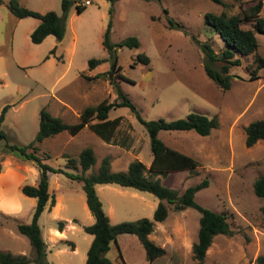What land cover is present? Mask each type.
I'll list each match as a JSON object with an SVG mask.
<instances>
[{
	"label": "rangeland",
	"instance_id": "rangeland-1",
	"mask_svg": "<svg viewBox=\"0 0 264 264\" xmlns=\"http://www.w3.org/2000/svg\"><path fill=\"white\" fill-rule=\"evenodd\" d=\"M22 6L41 12L55 10L64 15L62 0H17ZM71 0L65 18V31L59 40L47 34L41 41L31 39L39 18L17 17L0 3V112L8 105L1 127L6 138L0 140V250L32 256L34 248L28 237L17 230V222H29L36 198L24 194L21 185L36 184V165L9 151L5 143L27 144L35 138L40 108L67 122H76L87 104L112 100L116 90L104 76H94L111 66L104 47L103 33L112 21L110 38L118 41L128 35L139 38L138 46H117V62L128 78L115 77L122 90L146 118L167 119L185 116L190 111L217 115L219 124L208 134L194 129H161L159 137L169 146L193 156L197 165L158 176L179 192L190 184L207 178L195 200L203 206L225 213L232 234L218 233L206 250L203 264H259L264 255V196L254 191L255 179L264 174V138L245 144L244 128L264 116V66L252 78L250 67L258 63L254 53L240 55L241 63L232 65L231 85L223 89L205 72L204 53L196 42H208L216 51L224 40L204 19L209 12L239 13L257 0ZM84 4L77 11L76 4ZM112 6V10H110ZM259 14L264 17V0ZM169 19L181 26H171ZM243 27L253 28L243 20ZM257 50L264 57V33L255 31ZM54 48L52 52L50 50ZM139 52L150 56L149 63L135 61ZM103 58L94 67L88 59ZM121 115L113 142L101 139L88 125L72 135L61 131L38 143L37 153L54 166H66L65 153L74 157L87 145L93 147L96 170L101 158L110 155L112 170L126 169L137 158L148 167L152 152L143 123L128 106H115L110 116ZM92 121H95L93 119ZM80 172L78 166L68 168ZM103 208L112 223L152 218L159 198L151 192L116 183L96 184ZM49 191L55 203L46 206L38 222L46 244V258L51 264H86L92 234L83 225L92 223L82 182L63 172H49ZM168 215L155 221L149 237L165 248L153 264H198L192 244L197 239L200 211L194 206L175 210L165 201ZM61 230L67 239H53L49 228ZM73 225V228H72ZM75 243V246H74ZM56 244V245H55ZM55 245V246H54ZM50 248H47L49 247ZM54 246V247H53ZM74 246V249L72 247ZM58 248L61 251H56ZM106 255L113 264H150L145 248L134 233L123 232L112 241ZM25 264H37L29 261Z\"/></svg>",
	"mask_w": 264,
	"mask_h": 264
},
{
	"label": "trees",
	"instance_id": "trees-1",
	"mask_svg": "<svg viewBox=\"0 0 264 264\" xmlns=\"http://www.w3.org/2000/svg\"><path fill=\"white\" fill-rule=\"evenodd\" d=\"M112 3L115 0H111ZM215 2L226 4L224 0H213ZM2 0H0V3ZM71 0H62V9L64 15L60 16L55 10L41 12L22 6L17 0H8L7 5L17 16L27 15L39 18V22L31 31V39L34 42L41 41L47 34H54L59 40L63 37L65 31V18ZM262 7V0H257L253 5L248 6L243 15L239 13L227 14L224 11L219 13L207 11L204 14L205 21L210 24L224 40V46L216 51L208 42L196 41L202 49L203 67L206 74L221 88L226 89L231 85L233 74L230 72L232 65L241 63L240 55L254 53L258 63L250 67L251 77L257 76L258 68L264 66V57L259 55L257 50V38L255 31L264 33V17L259 14ZM84 4L77 3V11H81ZM112 10V6L110 8ZM243 20L252 21L253 28L243 27ZM171 26H181L179 21L169 19ZM112 21L103 33V45L109 53L111 66L108 70L98 72L94 76L102 75L110 81L116 96L112 100L103 99L96 104H87L79 111V119L76 122H67L59 115H53L45 106L40 108L39 126L35 138L27 144L9 143L6 141V148L12 153L31 160L39 171V177L36 184L24 183L21 185V191L29 196L36 198L32 217L29 222H17V230L26 235L31 242L34 253L30 257L25 253H12L11 251L0 250V264H25L34 261L37 264H51L46 258V242L43 238L38 219L44 208L52 206L55 203L54 195L49 191V172H63L71 178L82 182L87 206L94 216V221L83 225L88 233L92 234V240L87 249L86 264H113L106 252L110 248L112 241L117 240L119 233H134L139 238L145 248L146 258L150 264L153 260L165 253V248L149 237L153 230L155 221H162L168 215V208L165 203L174 204L175 210H181L186 206H194L200 211L199 228L197 239L192 244L193 257L198 264H203L206 250L211 244L213 237L218 233L232 234L233 230L227 220L225 213L203 206L195 200V193L198 189L207 186L209 181L203 178L197 183L190 184L179 192L176 188L166 185L160 177L149 176L146 171L153 174L166 175L168 172L192 168L196 166L197 160L172 146L167 145L158 135L161 129H194L200 134H208L213 127L218 126L217 115H207L202 112L190 111L185 116L167 119L163 116L157 118H144L134 102L122 90L118 78L114 72H118L119 77L128 78L122 72L119 73L121 65L117 62V46H138L139 38L136 35H128L118 41H112L110 38ZM54 48L50 50L52 52ZM103 58L91 57L88 59L90 67H94ZM134 60L137 62L149 63L150 56L144 52H139ZM128 106L137 119L144 124L150 139L152 152L151 161L146 165L140 159H133L128 163L125 170H112L110 155H104L96 170L86 173L95 161V153L90 145L84 146L76 157L65 153L66 166H54L45 159L48 155H39L37 153L38 143L47 137L61 131H68L70 134H76L85 125H88L97 135L107 142H113L116 127L119 125L121 115L110 117V110L115 106ZM8 105L3 106L0 112V140L6 138V132L1 127V122L5 117ZM95 119V121H92ZM245 144L250 146L258 139L264 138V116L249 121L245 128ZM80 168V172L68 168ZM116 183L122 186L132 187L138 190H144L153 193L159 198V201L153 211L152 218L143 216L134 220H121L115 223L103 208L102 201L97 193L96 184ZM254 191L259 196H264V174L258 176L254 181ZM64 221H57V229L61 230ZM259 264H264V255L259 254L256 257Z\"/></svg>",
	"mask_w": 264,
	"mask_h": 264
},
{
	"label": "crops",
	"instance_id": "crops-1",
	"mask_svg": "<svg viewBox=\"0 0 264 264\" xmlns=\"http://www.w3.org/2000/svg\"><path fill=\"white\" fill-rule=\"evenodd\" d=\"M110 116V115H109ZM62 117V116H61ZM110 117H114V116H110ZM99 136V135H98ZM100 137V136H99ZM101 138V137H100ZM102 139V138H101ZM104 140V139H103ZM105 141V140H104ZM107 142V141H106ZM109 143V142H108ZM93 148V147H92ZM94 150V149H93ZM94 153H95V151H94ZM96 157V156H95ZM96 162V161H95ZM128 166V165H127ZM122 170H125V169H122ZM157 177V176H156ZM158 203V202H157ZM157 205V204H156ZM72 228H73V225H72ZM48 233H50L51 234V237L53 238V239H61V240H65V239H67V233H66V237H63V236H65V233H63V230H59V229H57V227L56 228H49V230H48ZM46 242V241H45ZM46 244H48L47 242H46ZM56 245V244H55ZM54 245V246H55ZM53 246V247H54ZM74 246H75V243H74ZM74 246L72 247V249H74ZM47 248H50V246L49 247H47ZM57 252L58 251H61V249L60 248H58L57 250H56Z\"/></svg>",
	"mask_w": 264,
	"mask_h": 264
},
{
	"label": "built area",
	"instance_id": "built-area-1",
	"mask_svg": "<svg viewBox=\"0 0 264 264\" xmlns=\"http://www.w3.org/2000/svg\"><path fill=\"white\" fill-rule=\"evenodd\" d=\"M86 3L90 2V0H84Z\"/></svg>",
	"mask_w": 264,
	"mask_h": 264
}]
</instances>
